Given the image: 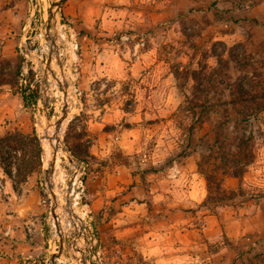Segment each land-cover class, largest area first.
Wrapping results in <instances>:
<instances>
[{
	"label": "rangeland",
	"instance_id": "obj_1",
	"mask_svg": "<svg viewBox=\"0 0 264 264\" xmlns=\"http://www.w3.org/2000/svg\"><path fill=\"white\" fill-rule=\"evenodd\" d=\"M52 1L33 0L24 15L18 46L13 54L0 55V82L14 79L11 86L3 83L0 89L9 88L20 100L19 92L26 88L37 92L35 105L24 106L21 100V110H25L30 117L24 133H35L40 146L46 123L44 109L50 121L54 122L61 115L64 105L63 92L50 71L43 81L44 63L52 48L45 30L48 7ZM158 1L162 7L154 14L148 8L149 12H133L126 16L134 23V28H116L100 36V39L131 49L134 43L139 42L137 50H149L150 58L160 60V67L150 64L151 78L148 82L173 87V90L169 94L152 95L154 100L149 108L141 110V106L138 107V96L130 90L135 84L132 79L104 81L95 78L83 83L80 73L85 51L81 43L89 35L69 23L62 15L61 7L64 2L58 11L56 51L60 64L53 58L51 70L62 85H68L69 115L64 124L63 140L68 132L80 145H90L96 134L90 130L88 120L90 115L100 114L101 111L92 110L102 103L128 109L130 114L119 118L117 126L130 125L125 119L135 116L139 119L134 123L139 132L135 137V151L122 154L117 147L112 150L111 157L131 168L127 170L125 179H122L121 188L107 196L97 212L92 211L91 194L88 191L93 193L99 187L104 189L108 185L107 178H96V171L102 174L101 161H96L93 156L87 157L86 161H80L76 170V166L70 164L65 156L61 158L54 182L61 231L69 239L74 235L78 236L76 245L84 250V256L75 250L70 254L66 247L56 258L55 264H83V261L85 264H154L143 252V248L149 247V239L140 238L142 231L146 233L175 229L176 232H182L193 225L206 226L213 233L208 241L210 251L213 252L220 245L232 249L235 262H228L224 251L221 264H262L263 254L258 242L264 241V112L246 126L253 133V162L246 166L241 178L222 176L221 189H217L214 182L208 186L204 175H218L220 178L216 169L219 162L214 159L215 154L208 152L206 148L217 135L221 137L220 118L225 106L215 103L216 107L200 120L191 118L186 114V98L182 92L189 94L192 88V81L186 80V73L198 67V61H203V53L210 50L216 41H222L228 46L243 43L247 53H251L253 57L251 60L261 62L264 59V0L251 7H247L250 0ZM6 6L8 3H2L0 8ZM94 38L97 39L95 36ZM206 62L214 66L216 59L208 57ZM17 64H20V74L13 75ZM59 65H62V69ZM174 70L179 73L177 81L172 73ZM230 70L231 73H238L235 67ZM158 74L163 75V78H157ZM227 83L231 81L228 80ZM214 86L217 92L224 89L225 94H221V98L226 99L231 86L217 83ZM111 87L115 88L111 90ZM228 113L231 118H235L233 108L228 107ZM192 121L198 122L188 132V125ZM225 130L228 134L235 132L231 124ZM190 155L192 157L187 158ZM168 164L174 166L175 172L177 169L193 166L195 178L192 182L202 191L198 201L182 205L177 195L173 200H167L166 197L158 200L152 198V184L162 183V179L158 177L161 173L157 171ZM43 169L42 165L40 174L33 173L29 177V185L35 190L34 193L29 191L24 195L30 205L43 209L40 217L46 241L36 264H50L51 253L58 252L60 247L55 220L50 214L51 198ZM76 175L80 176L81 184H74ZM187 175L183 176L182 181L192 183V175ZM23 184L20 185V192ZM128 200L143 203L134 202L132 207L138 214L137 223L130 222L126 232H123L122 223L116 226L104 225L103 219L107 221L118 215L125 217V213H132L125 210ZM204 215H215V223L205 220ZM167 222L173 226H168ZM79 230L83 232L84 239ZM229 235L234 242L230 241Z\"/></svg>",
	"mask_w": 264,
	"mask_h": 264
},
{
	"label": "crops",
	"instance_id": "obj_2",
	"mask_svg": "<svg viewBox=\"0 0 264 264\" xmlns=\"http://www.w3.org/2000/svg\"><path fill=\"white\" fill-rule=\"evenodd\" d=\"M2 3H8V6L0 8V55L7 56L13 54L19 44L24 15L33 0H0V6ZM161 7L158 0H66L61 7L62 15L69 23L89 35L81 43L85 51L80 73L83 83L95 78L104 81L132 79L135 84L130 90L138 96L140 110L149 108L151 101L154 100L152 95L169 94L173 87L167 88L148 82L151 78L150 64L160 67V60L150 58L149 50H137L139 42L134 43L131 49L128 46L120 47L113 41L100 39V36L116 28H134V23L128 20L127 15L133 12L143 14L149 12V9L154 14ZM157 78L161 79L163 75L158 74ZM145 94L147 96H141ZM21 107L20 98L13 95L9 88L0 89V134L14 129L25 132L30 117L25 110H21ZM94 111L101 112L99 115L97 113L90 115L88 120L90 130L96 134L89 146V152L96 161H101L100 165L102 164V174L96 171V178L108 179L106 182L108 185L104 189L99 187L100 189L93 193L88 191V194H91L89 197L92 211L97 212L105 198L121 188L122 179H125L127 170L131 168L130 165L114 159L110 154L115 147L122 154L136 150L135 137L139 128L134 123L139 119L135 116L129 117L125 120L130 122V125L122 127V125L117 126V123L119 118L130 114L128 109L115 104L102 103L94 106L92 112ZM106 126L109 127L105 128ZM189 157L192 155L187 156ZM157 172L161 173L158 177L162 179V183L152 184V198L158 200L166 197L167 200L170 198L173 200L177 195L182 205L200 199L202 191L197 188L195 182H192L195 178L193 166L188 169H177L175 172L174 166L168 164ZM98 173L100 176L97 175ZM185 174L192 175L190 181L192 183L182 181ZM29 177L21 186V192H15L11 180L0 166V181L3 184V191L0 192V264H36L37 257L44 249L46 238L40 217L43 209L37 205H30L24 196L26 192L30 191L33 194L35 191L29 185ZM134 202L136 201L128 200L125 203V210L132 213H125V217L118 215L117 218H110L107 221L103 219L104 225L116 226L122 223L123 232L129 230V223L132 221L137 223L139 220L136 210L133 211L132 208ZM136 204L143 203L136 202ZM214 217L216 216H203L211 223H215ZM167 223L168 226H173ZM211 234L213 233L207 230L206 226L193 225L191 228L186 227L182 232H176L175 229L146 233L142 231L140 238L149 239V247L143 248V252L154 264H221L224 251L226 260L230 263L235 262L229 246L220 245L213 252L209 250L208 241ZM229 238L233 241V237L229 235ZM254 245L256 246L255 242ZM258 246L262 249V264H264V241H259Z\"/></svg>",
	"mask_w": 264,
	"mask_h": 264
},
{
	"label": "trees",
	"instance_id": "obj_3",
	"mask_svg": "<svg viewBox=\"0 0 264 264\" xmlns=\"http://www.w3.org/2000/svg\"><path fill=\"white\" fill-rule=\"evenodd\" d=\"M261 1L250 0L247 7L255 6ZM208 57L216 59L214 66L206 62ZM252 58L243 43L228 46L222 41H216L210 50L203 53V61H198V67L186 73V80L192 81L189 94L182 92L186 98V114L200 120L216 107L215 103L225 106L220 118L221 137L217 135L206 148L208 152L215 154L214 159L219 162L216 169L220 178L217 177L218 175L204 173L208 186L214 182L217 189H221L220 181L224 175L241 178L246 166L253 162L255 157L251 146L253 133L247 130L246 126L264 112V59L257 62V59L255 61L251 60ZM231 67H235L238 73H231ZM172 73L177 81L178 71L174 70ZM19 74L20 64H17L13 75ZM228 80L231 83H227ZM13 82V78L5 79L0 82V85L7 83L11 86ZM216 83L231 86L226 99L221 98V94H225L224 89L217 92L214 88ZM19 95L24 106L35 105L36 90L26 88L20 91ZM228 107L233 108L234 119L230 117ZM197 122L192 121L188 125V132H191ZM230 124L235 132L228 134L225 129ZM64 141L79 161H86V158L91 156L90 145H80L68 132ZM0 166L11 180L15 192H19L20 185L33 173L40 174L42 148L35 133H24L14 129L0 134Z\"/></svg>",
	"mask_w": 264,
	"mask_h": 264
},
{
	"label": "water",
	"instance_id": "obj_4",
	"mask_svg": "<svg viewBox=\"0 0 264 264\" xmlns=\"http://www.w3.org/2000/svg\"><path fill=\"white\" fill-rule=\"evenodd\" d=\"M64 1L65 0H53L48 7V19H47L46 24H45V30H46V33L48 35V40L50 41L52 48L50 49V51L48 53L46 63H44L45 77L43 79V81L46 80V76L48 74V71H50L52 77L58 82L59 88L63 92L64 105H63V108L61 111V115L54 122L50 121V117L45 112V109H44V115L46 117V123L43 126L44 131H46L52 125H54L56 130H59L60 126L62 125V123L66 120V118L69 115V106L67 103L68 85L67 84L62 85L59 78L56 77L55 73L51 70L53 58H55L59 63V58H58L57 51H56L57 50V46H56V37H57L56 23H57V18H58V11L60 9L61 4ZM59 67H60V69H62V65H59ZM56 139L58 141L62 142L63 149L65 152V157L67 158V160L70 162V164L76 166L75 168H76V170H78V166H79L80 161L78 159H74L72 153L70 152L69 148L64 143L63 139L60 140V137H57ZM56 152H57V148L54 149L52 158L48 163V167L43 169L44 180H45V183H46V186L48 189L49 196L51 198L50 214H51L52 218L55 220L56 231L59 234V244H60L58 252L51 253L50 264H55L56 258L61 254L63 249L66 247H67V250L70 254H72L73 250H75V251L79 252L82 257L84 256V250L82 248L77 247V245H76V242L78 240L77 235H74L72 239H69L68 237H66V235L65 236L62 235L60 217H59V214L57 213L58 198L56 196V193L54 192V183L52 182V176H53V173L55 170ZM82 235H83V232L80 231V236H82ZM82 238L84 239L85 236L84 237L82 236ZM65 242L67 243L66 246L64 245ZM82 263L85 264L84 261ZM77 264H79V263L77 262Z\"/></svg>",
	"mask_w": 264,
	"mask_h": 264
},
{
	"label": "bare ground",
	"instance_id": "obj_5",
	"mask_svg": "<svg viewBox=\"0 0 264 264\" xmlns=\"http://www.w3.org/2000/svg\"><path fill=\"white\" fill-rule=\"evenodd\" d=\"M66 120L62 123L59 130H56L54 125L50 126L46 131L42 130L43 134L40 138L41 146H42V165L43 168L48 167V163L52 158L54 149L57 148L56 152V162H55V170L52 176V182H55L56 173L59 167V162L61 161V158L65 156V152L63 149V145L61 141H58L56 138L60 137V140L63 139V131H64V124L67 121ZM77 223H79V219H77ZM71 225V224H70Z\"/></svg>",
	"mask_w": 264,
	"mask_h": 264
},
{
	"label": "built area",
	"instance_id": "obj_6",
	"mask_svg": "<svg viewBox=\"0 0 264 264\" xmlns=\"http://www.w3.org/2000/svg\"><path fill=\"white\" fill-rule=\"evenodd\" d=\"M65 26V25H64ZM71 30V29H70ZM80 183L81 184V178H80V176L79 175H76V177H75V179H74V184L75 183ZM0 189H3V184L0 182ZM77 203V202H76ZM84 230H85V228H84ZM85 232H87L86 230H85Z\"/></svg>",
	"mask_w": 264,
	"mask_h": 264
}]
</instances>
